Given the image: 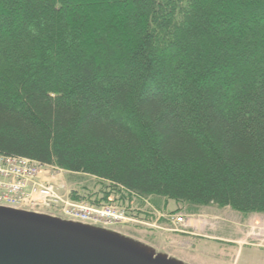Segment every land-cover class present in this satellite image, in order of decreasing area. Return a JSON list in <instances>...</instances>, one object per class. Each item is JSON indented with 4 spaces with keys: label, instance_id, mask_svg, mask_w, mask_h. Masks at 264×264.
I'll return each mask as SVG.
<instances>
[{
    "label": "trees",
    "instance_id": "1",
    "mask_svg": "<svg viewBox=\"0 0 264 264\" xmlns=\"http://www.w3.org/2000/svg\"><path fill=\"white\" fill-rule=\"evenodd\" d=\"M0 153L78 201L264 214V0H0Z\"/></svg>",
    "mask_w": 264,
    "mask_h": 264
},
{
    "label": "rangeland",
    "instance_id": "2",
    "mask_svg": "<svg viewBox=\"0 0 264 264\" xmlns=\"http://www.w3.org/2000/svg\"><path fill=\"white\" fill-rule=\"evenodd\" d=\"M56 175V182L62 185L64 191L63 200H75L70 197V192H78L83 186L91 190V193L99 190L93 177H70L62 169ZM132 205L141 208L136 207L133 202ZM165 208L163 214L184 216L185 222L181 226H174L164 221L158 223L163 220L159 218L156 222L154 220L144 224L140 219L143 215L140 210L135 211V216L138 217L136 221L130 222L126 219L115 225V231L185 264H264V214H250L245 217L229 207L208 205L199 208L197 214L185 215L183 211L173 212L177 208L174 201L167 202ZM150 234L154 235V242L145 240L144 237Z\"/></svg>",
    "mask_w": 264,
    "mask_h": 264
},
{
    "label": "water",
    "instance_id": "3",
    "mask_svg": "<svg viewBox=\"0 0 264 264\" xmlns=\"http://www.w3.org/2000/svg\"><path fill=\"white\" fill-rule=\"evenodd\" d=\"M0 264H185L119 232L0 206Z\"/></svg>",
    "mask_w": 264,
    "mask_h": 264
},
{
    "label": "built area",
    "instance_id": "4",
    "mask_svg": "<svg viewBox=\"0 0 264 264\" xmlns=\"http://www.w3.org/2000/svg\"><path fill=\"white\" fill-rule=\"evenodd\" d=\"M59 169L26 157L0 153V206L45 213L110 230H115V225L126 219L134 222L138 218L135 214L129 213V211L134 212L135 209H128L119 204L116 206L114 204L117 203L111 201V203L93 205L66 198L63 202L65 195L62 185L56 182ZM141 211L143 215L140 219L144 224L154 220L156 222L159 218L163 220L158 223L164 221L174 226H181L185 222L184 216L177 217L171 213L165 215L155 209Z\"/></svg>",
    "mask_w": 264,
    "mask_h": 264
}]
</instances>
